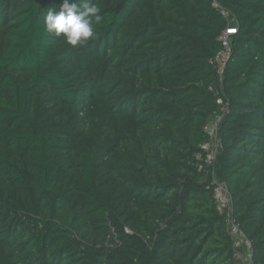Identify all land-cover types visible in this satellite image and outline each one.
Segmentation results:
<instances>
[{
  "label": "trees",
  "instance_id": "trees-1",
  "mask_svg": "<svg viewBox=\"0 0 264 264\" xmlns=\"http://www.w3.org/2000/svg\"><path fill=\"white\" fill-rule=\"evenodd\" d=\"M93 0L76 47L45 30L62 0H0V264H240L197 159L264 264V0ZM211 177L209 181H211Z\"/></svg>",
  "mask_w": 264,
  "mask_h": 264
},
{
  "label": "built area",
  "instance_id": "built-area-1",
  "mask_svg": "<svg viewBox=\"0 0 264 264\" xmlns=\"http://www.w3.org/2000/svg\"><path fill=\"white\" fill-rule=\"evenodd\" d=\"M213 6L228 20V26L219 37L222 43V49L210 61L222 78L232 57V38L238 34V27L235 25L236 18L227 9L221 0H212ZM219 111L211 118L204 130L209 136L201 148L203 153L199 154L197 159L201 162L200 169L205 174V180L209 185L208 189L213 192L217 210L220 214L226 216L227 226L230 235L233 237L234 246L238 249L236 258L240 264H255L253 261V243L246 237L240 226L235 223L233 218L232 197L224 182H220L215 177V167L217 155L220 153L221 146L218 142V130L223 116L228 110V103L223 98L218 100ZM211 177V181L209 178Z\"/></svg>",
  "mask_w": 264,
  "mask_h": 264
},
{
  "label": "clouds",
  "instance_id": "clouds-1",
  "mask_svg": "<svg viewBox=\"0 0 264 264\" xmlns=\"http://www.w3.org/2000/svg\"><path fill=\"white\" fill-rule=\"evenodd\" d=\"M102 20L101 8L93 0H62L58 11H47L44 25L46 31L76 47L95 38V26Z\"/></svg>",
  "mask_w": 264,
  "mask_h": 264
}]
</instances>
